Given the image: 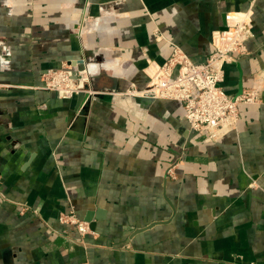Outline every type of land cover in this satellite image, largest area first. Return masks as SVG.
<instances>
[{
  "label": "crops",
  "instance_id": "obj_1",
  "mask_svg": "<svg viewBox=\"0 0 264 264\" xmlns=\"http://www.w3.org/2000/svg\"><path fill=\"white\" fill-rule=\"evenodd\" d=\"M246 10L250 52L222 86L260 100L235 129L206 141L179 103L128 95L172 44L202 63ZM62 65L88 73L87 97L42 88ZM83 261L264 264V0H0V264Z\"/></svg>",
  "mask_w": 264,
  "mask_h": 264
},
{
  "label": "built area",
  "instance_id": "obj_2",
  "mask_svg": "<svg viewBox=\"0 0 264 264\" xmlns=\"http://www.w3.org/2000/svg\"><path fill=\"white\" fill-rule=\"evenodd\" d=\"M250 10L228 12L225 29L217 31L214 49L202 63L193 62L176 44L167 59L149 65L147 86L138 92L133 87L130 96H149L153 100L177 102L181 105L183 119L188 128L206 141H216L237 126L240 105L257 103L259 88L245 89L237 95L224 91L225 66L249 54L247 41L253 38ZM154 35H161L154 30ZM85 70H75L69 65L52 67L43 75L42 88L68 99L82 91L80 84L87 83ZM174 167L167 168V175L174 177ZM59 220L74 225L81 236L90 232L86 221L74 212L60 213ZM75 264H88L86 261Z\"/></svg>",
  "mask_w": 264,
  "mask_h": 264
},
{
  "label": "water",
  "instance_id": "obj_3",
  "mask_svg": "<svg viewBox=\"0 0 264 264\" xmlns=\"http://www.w3.org/2000/svg\"><path fill=\"white\" fill-rule=\"evenodd\" d=\"M225 16H226V13H224V15H222V18H223V23H222V28L221 29H225L226 27H225ZM78 96L81 98L80 100H82L84 97H87L88 95H87V93L85 92V91H80L79 93H78ZM134 99H136V100H139V101H148V100H153L151 97H149V96H140V97H133ZM90 223H89V228L90 229H92V230H94V227H95V225H94V223L91 221V219L89 218V216H88V219H87ZM154 223H152V225H153ZM152 225H150V226H152ZM139 230H141V229H139Z\"/></svg>",
  "mask_w": 264,
  "mask_h": 264
},
{
  "label": "bare ground",
  "instance_id": "obj_4",
  "mask_svg": "<svg viewBox=\"0 0 264 264\" xmlns=\"http://www.w3.org/2000/svg\"><path fill=\"white\" fill-rule=\"evenodd\" d=\"M87 73V72H86ZM88 74V73H87Z\"/></svg>",
  "mask_w": 264,
  "mask_h": 264
}]
</instances>
